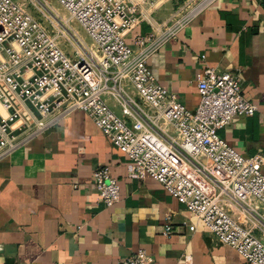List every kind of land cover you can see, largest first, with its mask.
<instances>
[{
  "label": "built area",
  "instance_id": "2783aa9c",
  "mask_svg": "<svg viewBox=\"0 0 264 264\" xmlns=\"http://www.w3.org/2000/svg\"><path fill=\"white\" fill-rule=\"evenodd\" d=\"M56 1L93 47L70 34L66 39L75 46L69 55L58 41L68 35L65 20H50L53 34L19 1L0 0V159L70 112L83 111L127 155L128 177L155 179L217 241L248 264H264V154L243 155L219 134L257 104L244 95L238 74L204 67L196 74L199 101L189 109L148 64L214 0L185 3L168 26L151 25L149 18L167 0ZM143 21L151 25L147 32L139 28ZM107 94L126 117L108 105ZM91 179L106 206L119 201L120 184L108 165L96 167ZM122 264L153 259L138 249Z\"/></svg>",
  "mask_w": 264,
  "mask_h": 264
},
{
  "label": "crops",
  "instance_id": "0c3cea01",
  "mask_svg": "<svg viewBox=\"0 0 264 264\" xmlns=\"http://www.w3.org/2000/svg\"><path fill=\"white\" fill-rule=\"evenodd\" d=\"M139 28L147 32L151 25L143 21ZM148 64L189 109L199 101L196 74L204 67L238 74L257 110L237 114L219 134L243 155L264 153V0L212 1ZM106 100L127 116L112 95ZM128 162L79 110L1 158L0 264H122L138 249L153 264H248L161 183L128 177ZM101 165L120 184V199L110 207L91 179Z\"/></svg>",
  "mask_w": 264,
  "mask_h": 264
},
{
  "label": "rangeland",
  "instance_id": "374dc122",
  "mask_svg": "<svg viewBox=\"0 0 264 264\" xmlns=\"http://www.w3.org/2000/svg\"><path fill=\"white\" fill-rule=\"evenodd\" d=\"M22 3L30 13L35 16L41 23L51 32L53 27L50 24V20L53 17L58 18L61 22L65 20L66 37H58L59 45L67 52L72 55L74 49V40H67L70 38V34H76L79 39L87 46L93 47V41L86 34L84 29L78 22L73 20L68 12L56 1V0H17ZM199 0H167L161 7L155 9L149 16L151 25L160 24L162 26L170 25L175 19L182 15L185 10V3L192 4ZM53 22H55L53 20Z\"/></svg>",
  "mask_w": 264,
  "mask_h": 264
},
{
  "label": "trees",
  "instance_id": "16d2710c",
  "mask_svg": "<svg viewBox=\"0 0 264 264\" xmlns=\"http://www.w3.org/2000/svg\"><path fill=\"white\" fill-rule=\"evenodd\" d=\"M264 154V153H263Z\"/></svg>",
  "mask_w": 264,
  "mask_h": 264
}]
</instances>
